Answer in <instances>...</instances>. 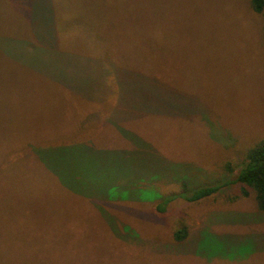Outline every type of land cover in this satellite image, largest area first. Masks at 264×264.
Segmentation results:
<instances>
[{"label":"rangeland","instance_id":"rangeland-1","mask_svg":"<svg viewBox=\"0 0 264 264\" xmlns=\"http://www.w3.org/2000/svg\"><path fill=\"white\" fill-rule=\"evenodd\" d=\"M262 139L250 0H0L1 264H264V212L232 183ZM72 145L100 159L62 171L112 198L40 175L36 148Z\"/></svg>","mask_w":264,"mask_h":264},{"label":"trees","instance_id":"trees-1","mask_svg":"<svg viewBox=\"0 0 264 264\" xmlns=\"http://www.w3.org/2000/svg\"><path fill=\"white\" fill-rule=\"evenodd\" d=\"M250 4H251V8L253 9V11L255 13L261 14L264 19V0H250ZM113 63L115 64L114 61ZM126 63L128 66H130L129 69L137 71V74H136L137 76H140V77L142 76V74H140L138 70H135L137 68H133L128 63V61H126ZM141 64L142 63H140V65ZM115 65L117 66L116 68L119 69L120 66H118L117 64ZM128 82H133V81L131 80ZM127 93L129 95L130 93H132V90L128 89ZM82 96L84 97V99L88 101H92V98L94 95L84 93ZM142 105H140V107L144 108V106ZM71 150H80L84 154V156L80 157L79 161L84 157H86L88 161L89 159L90 160L92 159L93 161L96 159H100V158H95L92 155L93 153L92 151H94V149L90 151L91 148L89 146H84V145L82 146L72 145L68 147H49V148L39 147L34 150V153L37 155L35 162L42 167L43 174H40V175L43 177L50 175V177L52 178V182L56 185H58V183L60 185V182H61V184L65 187L75 186V188H78L77 193L86 198H89L90 196H92V194L93 195L105 194L107 198H112L110 197L111 196L110 194L109 195L107 194L108 189L110 187L103 186L101 184L99 185L97 184L99 187L87 185V181L89 182L90 179L86 178V172L84 173L85 176H83L82 174L71 176L67 174L66 170L65 172L62 171V169L66 168L67 152ZM244 161H245L244 166L239 171L236 179L232 181V183L240 184L241 186L240 194L241 196H244V197L248 195L246 188L252 189L254 193V199L256 202L257 210L259 212H264V139L257 142L255 145H253L251 148H249L245 152ZM47 180L49 179L47 178ZM221 186L222 185H216V186H208V187L199 188L195 190L193 193H191L189 196H187V190L183 184H182V190L184 191L185 199L187 201L193 202V201H198V200L204 199L208 196L215 194L221 188ZM92 187H93V190H90V188ZM80 188H83V191ZM126 190L129 191V193L133 192L132 195H134V191L136 189L133 188L131 190L130 189H126ZM137 191H139V189ZM117 198H120V196H118ZM170 199H171L170 197H165V199L163 200L164 205H166V203H169ZM184 237H185V231H179L175 235L174 239L179 242Z\"/></svg>","mask_w":264,"mask_h":264}]
</instances>
